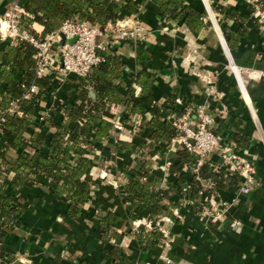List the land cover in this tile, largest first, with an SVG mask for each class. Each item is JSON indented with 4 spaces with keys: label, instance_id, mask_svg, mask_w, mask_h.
Wrapping results in <instances>:
<instances>
[{
    "label": "crops",
    "instance_id": "crops-1",
    "mask_svg": "<svg viewBox=\"0 0 264 264\" xmlns=\"http://www.w3.org/2000/svg\"><path fill=\"white\" fill-rule=\"evenodd\" d=\"M25 1L0 0V16L13 5H22ZM139 1L142 2L140 12L135 15L127 13L124 18L133 17L142 21L147 28L145 39L127 42L122 48H109L116 49L127 62L122 84L133 86L136 96L140 94L141 88L134 83V77L138 71L137 57L142 54L155 76L152 96L143 99L146 108L156 102L162 103L174 98L178 90L183 96L182 104L196 107L206 97L205 87L195 75L198 70L196 64L189 65L185 61L186 57H195V63L206 57L219 61L224 59L223 53L227 50L232 71L217 65L206 66L208 70L215 72L223 69L225 101L230 103L227 116H217L213 127L221 135V144L245 149L256 156L255 165L259 178L256 189L247 195L237 197L238 190H216L219 199L240 200L235 214L220 222L208 219L204 223L197 212V207L210 199V184H206L207 189L201 192L196 202L190 201L180 209L178 215L175 214L178 221H172L173 224L164 222L174 238L172 251L168 255L173 264H264V26H258L253 8L244 0L217 1L212 8L216 12L219 27L216 28L213 24V27L209 25L199 32L189 30L183 23L162 13L152 0ZM184 1L193 9L207 12L204 0ZM32 27L39 34L44 30V26L39 23H33ZM241 28L247 30V36L241 38L235 48L230 49L226 44L225 32ZM7 42L16 44L10 38L0 39V49ZM233 64L236 65L235 70ZM243 70L249 75L246 81L240 74ZM54 79L55 88L43 94L33 115L34 127L45 122L47 134L54 131V127L47 121V115L57 109L53 119L60 121L65 117L63 105H72L78 98L80 79L77 76L71 74L60 81L54 75ZM235 80L242 88L246 102L235 95ZM245 104L255 105V114L252 110L250 114ZM110 109L113 115H120L122 122L129 123L125 126L129 133L125 138L119 136L118 132L121 131L116 129L114 120L105 113L106 118L114 123V128L107 140L92 148L94 160L88 175L92 193L81 216L72 218L68 215V200L54 195L49 186V178H40L34 185H24L14 190L15 202L22 204L26 211L24 223L0 241V248L10 256L8 260L3 259L5 264H9L10 260L11 264H118L114 257H108L102 252L105 247H111L113 241L105 242L100 238L97 216L101 208L111 209L121 215L126 213L123 185L127 182L130 169L135 165L137 154L118 152L116 142L132 141L133 134L130 132L132 125L134 126L133 121L139 123L141 130L146 131V136H141L146 138V144H150L152 140L149 139V130L141 126L142 115L128 116L127 102L113 104ZM127 119L130 121L127 122ZM31 132L32 128H29L27 133ZM236 133L248 136L249 144L238 147L235 141L229 142L230 135ZM156 144L154 142L152 145L156 147ZM170 144H165L162 152L158 150V155L154 154L148 163L151 183L156 187L166 188L168 181L175 177L170 172V166L175 162L180 146L170 148ZM147 149L145 145L148 158L150 153ZM17 157L18 151L13 149L4 153V158L11 162ZM211 159L220 163L218 154H213ZM111 170L117 183L102 177L103 173H110ZM186 174L190 178V173ZM141 216L146 219L142 220ZM160 218L172 220L168 212L151 217L147 211H142L138 219L127 220L118 225L117 229L124 234L122 254L126 259L131 260L130 262L134 260L135 264L138 259H144V264H167L166 259L159 254L161 243L156 248L143 252L134 235L140 224L147 225L145 221ZM234 218L238 219V224L231 223ZM13 254L19 255L26 262H14L10 259Z\"/></svg>",
    "mask_w": 264,
    "mask_h": 264
},
{
    "label": "trees",
    "instance_id": "trees-1",
    "mask_svg": "<svg viewBox=\"0 0 264 264\" xmlns=\"http://www.w3.org/2000/svg\"><path fill=\"white\" fill-rule=\"evenodd\" d=\"M152 1L162 13L183 23L191 31L199 32L211 25L206 11L193 9L184 0ZM217 1L209 0L211 6ZM141 5L139 0H26L22 4L25 14L20 23L35 36L43 38L67 19L77 17L105 27L123 19L127 13H139ZM33 23L44 26L41 34L33 29ZM225 35L230 49H233L241 38L247 36V30L227 31ZM36 54L37 49L27 41L7 42L0 49V132L3 137L0 142V241L24 223L26 208L15 202L14 190L34 185L40 178H49L54 195L68 200L70 217L81 216L92 193L88 177L94 160L92 148L111 135L114 123L106 118L105 113L113 104L127 102L129 117L142 115L141 126L149 130V139L157 144L170 143L181 134L170 116L181 117L187 110V104L180 106L174 98L146 108L143 99L152 96L155 79L146 58L142 54L137 57L138 71L134 83L141 91L136 96L133 86L121 82L127 67L126 60L116 49H107L103 52L105 62L95 66L88 79H80L77 100L72 105H63L65 117L54 121L57 109L49 115L48 121L54 131L47 134L45 122L34 127L33 115L43 94L55 88L54 74L36 76ZM32 83L37 84L40 90L31 97H25ZM15 102L17 110L11 111ZM29 128H32L30 134L27 133ZM230 141H235L238 147L247 146L250 138L236 133L230 135ZM146 143V138L116 142L118 152L137 154L135 165L123 185L126 213L121 215L101 208L97 216L100 238L105 242L113 241V245L105 247L102 252L114 257L118 264H135L134 260L130 262L122 254L124 234L117 229L119 224L138 219L142 211H147L151 217L168 212L171 219L178 221L173 209L180 207V198L196 202L208 183L209 194L219 189L238 190L242 180L239 172L222 168L213 160L201 162L198 152L179 148L177 158L170 166L175 177L168 181L166 188L156 187L151 183L147 152L144 150ZM10 149L18 151L14 162L4 158L5 151ZM186 172L190 173V178L186 177ZM134 235L143 252L164 242V232L158 226L148 228L140 224ZM6 257L8 254L0 248V258ZM3 259L0 264H5Z\"/></svg>",
    "mask_w": 264,
    "mask_h": 264
},
{
    "label": "built area",
    "instance_id": "built-area-1",
    "mask_svg": "<svg viewBox=\"0 0 264 264\" xmlns=\"http://www.w3.org/2000/svg\"><path fill=\"white\" fill-rule=\"evenodd\" d=\"M204 1L211 22L216 28L219 27L209 0ZM244 1L253 8L255 18L264 26V0ZM24 14L23 6L17 3L0 16V39L10 38L14 42L27 41L31 43L37 49L35 55L36 76L43 77L54 74L59 77L60 81L71 74L79 79H88L94 67L105 62L103 52L117 46L122 48L127 42L143 40L147 34L145 24L133 17L121 19L116 23H109L105 27L75 17L65 20L58 29L43 38H39L21 26V17ZM220 40L222 42L221 37ZM223 41L226 42L225 39ZM225 53L229 57L227 50ZM39 90L38 85L32 83L25 97L37 94ZM211 92L215 93L216 89L212 87ZM241 92L243 94L242 88ZM14 110H17L16 102L13 103L11 111ZM197 111L199 117L198 130L197 133L192 130V134L185 128L186 123L182 124V117H185L186 113L181 117H176L175 114L170 116V118H173V125L181 131V134L170 143L178 140L183 148L198 152L201 156V162L203 160L210 161L213 154H218L220 163L217 164L220 167L237 171L242 177L237 197L251 193L257 180L254 165L251 162L252 159L247 156V150L221 144V135L209 128V125L216 121L213 112L209 113L206 106L199 108ZM252 111L254 112V110ZM2 140L3 137L0 132V142ZM182 198L186 199V197ZM206 210H208L207 207ZM173 211L175 212V210ZM160 229L164 232V242L161 245L171 244L167 231ZM1 261L0 258V263ZM166 262L171 264L172 260L169 258Z\"/></svg>",
    "mask_w": 264,
    "mask_h": 264
},
{
    "label": "rangeland",
    "instance_id": "rangeland-1",
    "mask_svg": "<svg viewBox=\"0 0 264 264\" xmlns=\"http://www.w3.org/2000/svg\"><path fill=\"white\" fill-rule=\"evenodd\" d=\"M214 13L215 10H213ZM208 15V14H207ZM215 17H216V14H215ZM209 20H210V17L208 16ZM217 18V17H216ZM257 20V19H256ZM211 21V20H210ZM258 22V26L259 27H263V24L261 22ZM211 26L213 27V23L211 22ZM222 48V47H221ZM224 59L223 60H219V61H212L210 60L209 58H203L201 60H196L197 63H195V57H192L190 55H188L185 59V61H188L189 65L191 63L193 64H196V67H197V71H196V74L198 76V78L200 80H202V83L205 87V94H206V97L205 99L199 103V105H197L196 107H193L192 104H187V110H186V116L185 117H182L183 121H182V124L185 126V128L187 130L190 131V134H192V130H195V133H197V130H198V124H199V120H198V109L203 107V106H206L207 109H208V112L209 113H212L213 112V115L215 116V118L217 116H227L228 112H229V104L230 103H227L225 101V92L223 90V84H224V79H223V73L221 72L223 69H220V70H216L215 71H212L211 69L208 70L207 69V65H211V66H221L223 67L224 69H227V70H230L232 71L231 69V66L228 62V57L224 51ZM200 61V62H199ZM187 64V63H186ZM193 74V73H192ZM241 75L243 77V79L246 81V79L249 78V75L248 73H246L244 70L241 71ZM212 87H214L216 89V92L213 93L211 92L212 90ZM234 90H235V95L238 96L239 99H242L244 100V97H243V94L241 92V88L239 87V84L237 83V81L235 80V84H234ZM180 90H178V92L175 93V97L174 99L177 101V103L182 106V94L179 92ZM245 101V100H244ZM246 102V101H245ZM246 108H247V111L250 112L251 114V108L248 104H245ZM255 107V105H253ZM111 109L106 113V115L114 120L115 124H116V129L118 131H121V132H118L119 133V136H122L123 138H125V135L129 133V130L127 128H125V126H127V123L126 124V121L122 122L121 120V117L119 114H115L113 115V113H110ZM189 114V115H188ZM49 116L47 115V121H48V118ZM46 118V117H45ZM190 118V119H189ZM192 118V119H191ZM130 119V118H129ZM130 121L127 119V122ZM126 124V125H125ZM133 124L134 126L132 125L131 127V132L130 134H133V137H131L132 141L133 140H137L139 141L141 139V136L145 137L146 136V131H143L140 129V125L139 123H134L133 121ZM130 126V125H129ZM214 123H211L209 125V128L213 131H215L214 129ZM127 130V131H126ZM137 130V131H136ZM134 132V133H132ZM137 134H139L137 136ZM153 141L149 142L150 144H146V148H148L147 150L149 151V155L150 157L147 158V161L148 163H150V160H152V156L154 154H157L158 155V150L161 152L165 149L163 146H166L165 144L167 143H160V144H156V147L153 146L152 143ZM180 145L181 148H183L178 140L174 141L173 143H171L169 145L170 148H175V147H178ZM161 148V149H160ZM247 156L252 159V163L254 165V169H255V174H256V185L255 187L259 184V178L257 177V168H256V165H255V160H256V156L253 154V153H249L247 151ZM158 160V159H157ZM149 168V167H148ZM161 169V166L159 167V170ZM155 170V169H154ZM156 170L158 171L159 173V170H158V167L156 168ZM163 171H165V167L163 169ZM187 175V174H186ZM102 177L103 179L109 181V182H112V183H117V179L114 177V174H113V170H111V172H107L106 174H102ZM254 187L253 190H255L256 188ZM252 190V191H253ZM201 194V193H200ZM18 199L20 200V197H18ZM180 202V207L178 208H174L173 210H175V213L176 215L179 214L180 212V209L187 206L190 201L187 200L185 201L183 198H180L179 200ZM240 202V200L238 198H234L230 201H225L223 199H219L218 198V194L216 193V191L210 193V199L204 203V205H199V207H197V212L198 214L200 215V220L203 221L204 223L207 222L208 219H211L213 220L214 222H220V221H224L227 219V217H230L232 214H235L236 212V209L238 208V203ZM206 207L208 208V210H206ZM174 213V211H173ZM174 213V214H175ZM142 217V220H145L146 218L144 216H141ZM208 217V218H207ZM174 221L173 219L172 220H169V219H156V220H148L145 221L146 222V226L148 228H152L153 226H159L160 228L162 229H165L167 231V234H168V239H169V242H171V244L169 245H160V256L165 258L166 260L167 259H171V257H169L168 254H170V251H172V242L174 241V238H173V235H172V232H170L169 230L166 229L165 225H164V222H168L169 224H173ZM238 224V219H233L232 220V224ZM138 228V227H137ZM10 256L6 257L5 259L8 260ZM3 259V258H2ZM10 259H13L14 262L15 260H18L19 262H22L24 263V259H22L19 255L17 254H13L12 255V258ZM11 261V260H10ZM8 261L9 264H11V262ZM26 262V261H25ZM137 264H144L145 263V260L144 259H138ZM173 264V260H172V263Z\"/></svg>",
    "mask_w": 264,
    "mask_h": 264
},
{
    "label": "bare ground",
    "instance_id": "bare-ground-1",
    "mask_svg": "<svg viewBox=\"0 0 264 264\" xmlns=\"http://www.w3.org/2000/svg\"><path fill=\"white\" fill-rule=\"evenodd\" d=\"M236 69V65L235 64H233V70H235ZM241 74V73H240ZM250 106V108L252 109V110H254V106H253V104H250L249 105ZM253 112V111H252ZM253 114H255L254 112H253ZM255 116V115H254Z\"/></svg>",
    "mask_w": 264,
    "mask_h": 264
},
{
    "label": "water",
    "instance_id": "water-1",
    "mask_svg": "<svg viewBox=\"0 0 264 264\" xmlns=\"http://www.w3.org/2000/svg\"><path fill=\"white\" fill-rule=\"evenodd\" d=\"M62 37L65 38L64 35H62ZM91 94H92V96H95V93L94 92H91Z\"/></svg>",
    "mask_w": 264,
    "mask_h": 264
}]
</instances>
